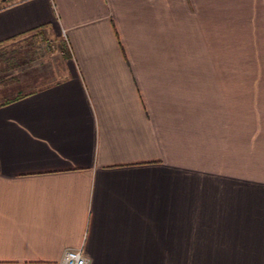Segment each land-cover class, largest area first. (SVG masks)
Returning <instances> with one entry per match:
<instances>
[{"label":"crops","instance_id":"obj_1","mask_svg":"<svg viewBox=\"0 0 264 264\" xmlns=\"http://www.w3.org/2000/svg\"><path fill=\"white\" fill-rule=\"evenodd\" d=\"M35 32L70 50L0 90V264H264V0L0 8Z\"/></svg>","mask_w":264,"mask_h":264},{"label":"rangeland","instance_id":"obj_2","mask_svg":"<svg viewBox=\"0 0 264 264\" xmlns=\"http://www.w3.org/2000/svg\"><path fill=\"white\" fill-rule=\"evenodd\" d=\"M21 0H0V8ZM67 41L35 32L15 43L0 46V90L15 95V86L30 75L60 69V61L69 52ZM13 86V87H12Z\"/></svg>","mask_w":264,"mask_h":264},{"label":"built area","instance_id":"obj_3","mask_svg":"<svg viewBox=\"0 0 264 264\" xmlns=\"http://www.w3.org/2000/svg\"><path fill=\"white\" fill-rule=\"evenodd\" d=\"M56 264H90L89 259L84 255L83 249H67L60 261Z\"/></svg>","mask_w":264,"mask_h":264}]
</instances>
